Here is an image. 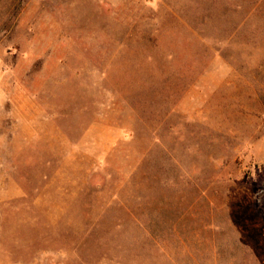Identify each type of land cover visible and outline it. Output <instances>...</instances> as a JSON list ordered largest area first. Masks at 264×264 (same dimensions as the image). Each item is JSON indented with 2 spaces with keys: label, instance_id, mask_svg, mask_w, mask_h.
Masks as SVG:
<instances>
[{
  "label": "rangeland",
  "instance_id": "rangeland-1",
  "mask_svg": "<svg viewBox=\"0 0 264 264\" xmlns=\"http://www.w3.org/2000/svg\"><path fill=\"white\" fill-rule=\"evenodd\" d=\"M0 264H264V0H0Z\"/></svg>",
  "mask_w": 264,
  "mask_h": 264
}]
</instances>
